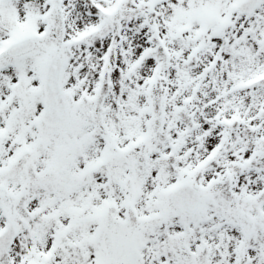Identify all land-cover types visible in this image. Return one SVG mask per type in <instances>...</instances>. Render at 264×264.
Segmentation results:
<instances>
[{
	"label": "snow or ice",
	"instance_id": "snow-or-ice-1",
	"mask_svg": "<svg viewBox=\"0 0 264 264\" xmlns=\"http://www.w3.org/2000/svg\"><path fill=\"white\" fill-rule=\"evenodd\" d=\"M0 264H264V0H0Z\"/></svg>",
	"mask_w": 264,
	"mask_h": 264
}]
</instances>
